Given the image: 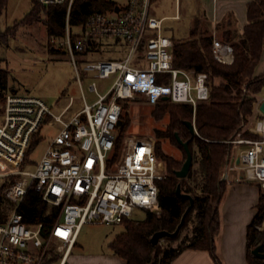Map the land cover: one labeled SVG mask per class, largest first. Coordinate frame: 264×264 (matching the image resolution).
Returning <instances> with one entry per match:
<instances>
[{
	"label": "built area",
	"instance_id": "2783aa9c",
	"mask_svg": "<svg viewBox=\"0 0 264 264\" xmlns=\"http://www.w3.org/2000/svg\"><path fill=\"white\" fill-rule=\"evenodd\" d=\"M45 4L67 3L65 34L52 38L71 58L81 80V63L97 77L112 79L105 93L96 81L90 90L97 98L64 118L74 101L58 114L40 97L6 91L0 114V177L17 174L4 188L16 208L0 223V264H42L55 243L62 257L58 264H72L70 255L83 225L122 224L138 209L159 208L158 181L167 176V162L157 151L153 136L120 137L118 125L124 101L146 98L191 103L193 123L198 102L208 99L209 74L175 65L173 38L164 33V18L154 14L156 0H127L114 10L91 14L85 23L73 26L70 10L74 0H38ZM118 8V10H117ZM114 40L110 46L127 49L124 56L95 58L102 38ZM213 51L223 62H232L230 42L213 36ZM165 95L168 96L165 98ZM258 99L255 109L261 113L252 132L257 138L238 136L243 143L239 160L264 189V113ZM55 117L61 130L51 139L34 170L22 164L43 123ZM240 135V136H239ZM43 198L61 207L57 221L48 233L43 223L28 224L17 211L30 185Z\"/></svg>",
	"mask_w": 264,
	"mask_h": 264
},
{
	"label": "trees",
	"instance_id": "16d2710c",
	"mask_svg": "<svg viewBox=\"0 0 264 264\" xmlns=\"http://www.w3.org/2000/svg\"><path fill=\"white\" fill-rule=\"evenodd\" d=\"M8 1L0 0V14L6 9ZM116 6L117 3L112 0H74L70 10V22L73 26L83 24L91 14L114 10ZM67 8V3L45 4L32 0L30 11L14 27L2 33L3 38L6 34L15 35L18 26L30 25L40 19L47 27L48 37H61L65 34ZM248 20L240 36H236L231 30L224 32L225 41L230 42L233 48L232 62H223L214 56L211 30L201 29L195 25L189 38L185 40L173 38L175 65L208 72L210 96L198 102L195 132L186 124L187 121H193L194 108L191 103L174 102L171 99H161L156 103L153 110L156 118L169 115L167 127L155 130L157 151L166 160L168 173L158 181V210L146 209L143 218L126 217L122 222L124 230L117 233L110 242L112 251L125 260L120 264H171L173 259L187 248L207 249L216 263L221 264L216 250V236L220 230L218 203L226 187L221 176L232 153L233 139L239 133L252 138L259 137L244 127L248 117L255 110L258 95L264 92V72L255 74L264 51V0L249 2ZM56 53L61 51L56 50ZM9 78V69L0 66V111L6 91L9 89ZM124 109H127L125 101ZM127 117L128 115L122 114L118 125L121 138L129 124ZM176 132L184 141L189 142L193 153V163L186 177L176 175V170L181 168L187 158L186 149L178 141ZM164 138H169L183 149L182 159L164 151L162 141ZM36 141L37 137L32 146ZM14 179V175L0 178V222L6 221L8 212L16 208V203L3 192V188ZM179 184L184 193L193 196L194 205L185 216L179 233L162 239L171 241L179 239L182 231L194 221L192 233L181 238L177 246H163L161 240L154 244L151 240L152 235L162 229L176 230L190 205L189 198L177 193ZM257 207V213L249 224L247 233L249 264H264V258L253 252L259 245L264 252V229H260L264 221V191L261 192ZM60 209V206L43 198L35 189V182L30 185L17 207L26 223H43L45 233H48L57 221ZM61 257V251L50 248L42 264H58Z\"/></svg>",
	"mask_w": 264,
	"mask_h": 264
},
{
	"label": "rangeland",
	"instance_id": "374dc122",
	"mask_svg": "<svg viewBox=\"0 0 264 264\" xmlns=\"http://www.w3.org/2000/svg\"><path fill=\"white\" fill-rule=\"evenodd\" d=\"M112 1H115L117 4H124L127 0ZM200 1L178 0L181 18L166 19L164 22V33L177 40H185L191 36V29L195 25L201 29L212 31L210 20L200 16L198 13ZM8 5L3 13L0 14V66L10 71L9 89L13 88L21 94H29L42 98L55 114L60 113L70 102L71 98H73L74 103L71 109L64 115L65 119H68L73 113L84 106V98L89 103L97 98L96 93L90 90V84L93 81H96L98 90L101 93H105L109 89L112 79L97 77L92 71H88V76H85L81 63H79L81 68L80 74L83 78L81 80L78 79L76 68L71 62L70 56L64 50L59 49L56 42L48 37L47 27L42 19L30 25H20L15 35L8 36L6 34L5 38H3L2 33H6L11 27H14L30 10L32 0H9ZM175 9L176 0H162L158 7L157 5L154 6L153 11L155 15L160 17L165 13L175 12ZM212 34L214 36V32ZM218 37L222 38L221 36ZM222 40L225 41L224 38ZM101 42L102 47L100 48V52L96 53V56L90 55L89 59H94V57L115 58L124 56L127 52V49H118L108 45V43L114 44L113 39L104 37L101 39ZM56 50L61 51V53H56ZM259 72H264V51L256 69V73ZM125 102H127V109H124L123 114L124 116L128 115L129 124L126 131L123 132L122 138L127 135L153 136L156 138L155 130L167 127L169 115L166 114L162 118H156L153 115L156 103L146 98H139L137 100L127 99ZM61 128L62 123L55 117H50L43 123L40 132L36 136L37 141L35 145L28 151L24 159L22 164L23 169H35L51 139ZM240 137L252 138L245 135H241ZM162 141L163 149L167 154L179 159L184 157L183 149L179 145L170 141L169 138H164ZM234 147L245 146L243 143L233 141L232 151ZM195 166H197V163ZM14 176L16 178L17 174H14ZM13 211L8 212L9 216ZM145 213L146 210L138 209L134 217L143 218ZM193 224L194 221H191L187 225L179 239L172 241L161 239L162 245L177 246L181 238L186 234L192 233ZM260 229H264V221L260 225ZM122 230H124L122 224L87 223L83 225L77 244L72 251V258L81 255L83 259H79L81 262H77V258L74 262L76 264H108L110 258H113L110 263L114 264L116 261L114 259L120 262L121 259H118L117 255L112 251L110 242ZM50 248L58 250L55 243H51Z\"/></svg>",
	"mask_w": 264,
	"mask_h": 264
},
{
	"label": "crops",
	"instance_id": "0c3cea01",
	"mask_svg": "<svg viewBox=\"0 0 264 264\" xmlns=\"http://www.w3.org/2000/svg\"><path fill=\"white\" fill-rule=\"evenodd\" d=\"M161 1L162 0H156L155 5L158 7ZM250 1L251 0H201L198 13L200 16L210 20L212 32H214L216 36L218 35L224 38V32L227 30H231L236 36H240L244 31L245 25L249 21L248 4ZM8 6L9 5H7V7ZM160 17L164 18V22L168 18L180 19L181 14L179 13L178 0H176L175 12L165 13ZM261 73L263 72L256 73L255 71L257 75ZM258 99L261 103L264 101V92L258 95ZM260 117L261 113L255 109L253 114L248 117L244 129L259 136V134L252 132L251 128ZM240 149L241 147H234L221 176V180L224 181L226 186L224 194L218 203L220 230L216 236V250L220 257L221 264H249L247 257L248 226L257 213V204L261 192L264 191L261 184L242 166L239 160ZM80 256L81 255H77L72 258L71 253V263L76 264L74 260H77V258V262H81L79 259H83V256ZM117 257L121 260L117 262V259H114L116 260L114 264L125 262L122 257L118 255ZM112 260L113 258H110L108 264H113L110 263ZM171 264L217 263L209 250L202 248H187L181 251V253L173 259Z\"/></svg>",
	"mask_w": 264,
	"mask_h": 264
},
{
	"label": "water",
	"instance_id": "95a60500",
	"mask_svg": "<svg viewBox=\"0 0 264 264\" xmlns=\"http://www.w3.org/2000/svg\"><path fill=\"white\" fill-rule=\"evenodd\" d=\"M118 10V8H117ZM168 96L165 95V98H167ZM260 109L263 111L264 113V101L260 104ZM187 126L190 128V130L192 132H195V124L192 122V121H187L186 122ZM176 136H177V139L179 142H181L185 149H186V152H187V158L186 160L184 161L183 165L181 166V168L177 169L176 170V175L179 176V177H186L191 169V166H192V163H193V153L189 147V142L188 141H184L181 136L179 135L178 132H176ZM177 193L180 195V196H183V197H187L190 199V205L188 206L181 222L179 223V225L177 226L176 230L174 231H169V230H165V229H162V230H158L156 231L153 235H152V242L154 244L158 243L163 237L165 236H175L179 233L181 227L183 226L184 222H185V216L187 215V213L190 211V209L193 207L194 205V198L191 194L189 193H184L182 191V187L181 185L179 184L178 187H177ZM253 252L255 254H257L258 256L260 257H263L264 258V252L261 251V246H257L253 249Z\"/></svg>",
	"mask_w": 264,
	"mask_h": 264
}]
</instances>
